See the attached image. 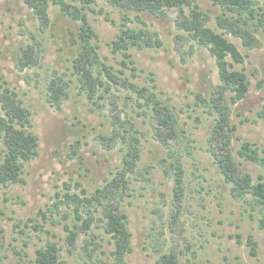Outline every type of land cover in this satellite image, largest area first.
I'll return each instance as SVG.
<instances>
[{"label":"rangeland","instance_id":"1","mask_svg":"<svg viewBox=\"0 0 264 264\" xmlns=\"http://www.w3.org/2000/svg\"><path fill=\"white\" fill-rule=\"evenodd\" d=\"M194 1L210 16L208 25L222 31L215 20L221 7L211 0ZM255 5H262V1ZM91 6L94 10H89L88 15L98 33L94 42L98 44L100 60L117 71L123 69V53H114L110 43L118 31L119 8L106 0H93ZM163 9L167 15L142 13L145 29L157 34L162 45L128 50L135 59V70L126 69L122 76H129L169 105L180 135L166 134L170 148L163 144L157 133H165L166 128L151 118L152 103L145 106L148 116L137 117L141 145L139 180L135 183L136 193L121 200L132 232L133 250L126 260L128 264H159L163 254L172 253L177 264H189L191 260L207 264H264V228L259 225L264 204L254 209L247 201L235 198L231 184L218 172L207 149L213 115L208 113L206 99L220 82L216 60L207 47L197 44L176 26L175 20L180 18L177 6ZM48 11L52 23L46 28L25 0H0V71L7 85L34 112L33 130L39 137V154L25 163L23 181L0 185V264H35V250L48 240L58 242L67 264H115L100 208L92 214L84 210V216L93 215L94 220L86 233H78L73 247L68 246L63 228L65 220L73 225V212L64 218L66 213L60 214L59 209L67 210L65 204L56 212L51 206L54 208V201L58 200L57 190L69 189L83 195L81 189L85 188L91 193L103 185L111 169L115 171L122 140L114 143L99 135H111V116L117 110L111 102L120 103L122 98L108 97L99 108L87 97L75 94L73 87L61 109L43 98L46 79L55 74L74 78L71 32L78 26L77 21L62 15L58 6L50 4ZM253 32L258 43L252 48L228 34L245 58L234 67L245 70L250 81L246 98L231 105V123L236 130L230 148L239 168L256 178L264 174L263 166L244 160L238 152L242 143L249 141L264 154V122L257 115L264 102V27ZM29 42H39V63L22 70L17 60L21 46ZM130 93L136 97L134 91ZM227 99L230 102V95ZM76 115L82 120L78 126L74 124ZM76 141L80 158L73 154ZM1 145L0 142V162ZM176 157H181L186 190L185 207L178 218L173 216L177 209L173 177L167 171ZM40 210L48 216L43 217ZM35 224L43 230L36 229ZM249 234L257 242L254 255L247 242ZM87 243L89 247H85Z\"/></svg>","mask_w":264,"mask_h":264},{"label":"trees","instance_id":"2","mask_svg":"<svg viewBox=\"0 0 264 264\" xmlns=\"http://www.w3.org/2000/svg\"><path fill=\"white\" fill-rule=\"evenodd\" d=\"M92 1L25 0L28 8L46 28L52 23L48 11L50 4L58 6L62 15L78 22L77 28L71 32L74 78L65 79L64 76L55 74L52 79H46V86L42 90L43 98L57 109L62 108L61 103L69 96V88L72 87L76 90L75 94L87 97L99 108L105 104L108 97L122 98L120 103L111 102L117 109L111 116L113 125L111 135H99L101 139L114 143L119 142V139L122 140L120 160L115 171L111 169L103 185L97 186L91 193L85 188L81 189L83 195L71 192L69 189L64 192L62 190L55 192L58 200L54 201V208L51 206V210L56 212L61 204H65L67 210L59 209V213H66L64 217L66 218L73 212V225L66 220L63 223L68 246L74 247L78 233L80 231L86 233L91 228L94 217L93 215L84 216V210L92 214L94 209L100 208L103 231L108 235V242L113 245L111 249L113 261L115 264H128L126 257L133 250L132 232L129 228L128 213L121 200L137 190L135 183L139 180L140 172L137 162L141 157V145L137 117L142 114L148 116L145 106H150L152 103L151 118L166 128L163 134L157 133L156 130L163 144L170 148L166 134L180 135L175 115L169 105L163 104L153 92L136 84L129 76H122L126 69L135 70V59L128 50H141L145 47L162 45V40L157 37V34L145 29L146 21L142 13L167 15L164 7L179 8L180 18L175 20L176 26L185 31L197 44L207 47L216 60L220 82L206 101L209 107L208 113L213 115L211 129L208 132L207 149L218 166V172L231 184V192L235 198L247 201L254 209L258 207V204H264V174H259L255 178L249 171L240 169L230 148L233 132L236 130V125L231 123V105L246 98L250 81L245 70L234 67L235 63H243L245 58L238 45L228 36L232 34L240 38L247 48L257 44L258 39L253 30L264 27V0H211L213 4L221 7V13L215 20L222 31H217L208 25L210 16L194 0H106L112 6L119 8L121 13L119 23L110 15H106L112 22L118 23L116 38L110 42L114 53H123L120 63L124 68L118 71L99 58L98 44L94 42L98 33L88 15L89 10H94L91 6ZM260 1L262 5L256 6L255 4ZM34 40L36 39L33 37ZM38 43L29 42L21 46V56L17 62L22 70L39 63ZM151 80L155 81L153 78ZM261 84L262 82H259V86ZM153 86L156 87L155 83ZM0 89H2L0 91V142L2 144L0 185L6 186L23 181L22 173L25 163L39 154V137L33 130L34 112L26 106L18 93L7 85L1 71ZM131 90L136 93V97L130 93ZM228 95H230V102L227 99ZM197 97L204 99L200 94H197ZM257 115L264 122V102ZM75 120L74 124L77 126L82 123L77 115ZM238 152L244 160L256 162L264 168V154L258 147H254L252 142L244 141ZM73 154L81 157L78 153L77 141L73 143ZM167 171L173 177V201L177 207L173 216L178 218L177 215L185 207L186 194L181 157H176ZM40 213L43 217L48 216L43 210H40ZM259 219L260 227L264 228V211ZM30 220L32 221V218ZM34 226L38 230H43L37 224ZM46 232L51 233L49 230ZM51 234L54 236L53 233ZM247 242L251 253L256 254L257 242L252 234H249ZM85 247H89V244H85ZM69 251L72 250L69 248ZM35 253V264H67L61 256V246L55 240H48L38 247ZM159 264H177V257L175 254L165 253L161 256ZM189 264L207 263L191 260Z\"/></svg>","mask_w":264,"mask_h":264}]
</instances>
